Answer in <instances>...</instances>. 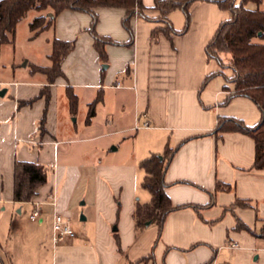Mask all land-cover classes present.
I'll return each mask as SVG.
<instances>
[{"label":"crops","instance_id":"obj_1","mask_svg":"<svg viewBox=\"0 0 264 264\" xmlns=\"http://www.w3.org/2000/svg\"><path fill=\"white\" fill-rule=\"evenodd\" d=\"M142 1L152 18L136 15L132 21L134 43L118 45L128 51L119 64L127 76L124 81L117 78L96 83L102 93L101 109L107 122L115 120L119 109L130 103L133 125L107 128L100 134H79L73 125L76 118L73 119L67 92V87H75L77 82L65 72L66 58L64 75L50 83L49 101L45 95H39L48 83L45 73L33 71L41 75L37 79H18L14 70L11 76H0V88L7 87L6 93L0 95V229L21 228L20 213L31 212L36 203L43 208L32 242L6 249L5 259L12 264H205L214 254L216 259L221 247L232 249L231 264H245L251 259H261L264 264V247L257 248L258 240H264V236L258 235L264 227V168L253 167L255 139L238 130L211 132L220 116H235L255 124L262 116L261 110L245 95L225 101L234 87L229 83L226 88L228 83L221 74L202 87L205 77L220 69L215 59L207 58L205 46L231 13L215 1L195 0L190 5L191 19L184 32L171 36L161 32L154 37L152 30L164 22L158 20L160 10L155 7V0ZM248 5L256 6L254 2ZM101 8L117 9L114 13L118 16L125 13L123 7L102 6L98 11ZM169 18L175 28H184L186 15L182 9L171 11ZM119 32L117 38L126 41V32ZM114 47L107 45L110 52ZM224 71L232 74L230 68ZM118 80L120 86H116ZM32 98L31 102L20 103ZM45 112L42 129L40 122ZM146 120L150 125L140 127L143 132L134 135L132 146L122 148L117 143L107 149L96 143L88 148V142L100 135L124 133ZM190 136L193 137L177 149L165 175L172 202L190 205L168 214L160 237L153 221L142 229L135 225L137 201L151 199V192L145 191L142 184L145 170H140L141 157L130 155L112 164H98V181H92L87 179L88 163L77 162L72 156L73 150H83V156L84 150L122 148L144 150L140 156L147 157ZM18 158L41 162L49 170L47 181L28 201L13 199L14 164ZM90 168L95 170L94 165ZM110 172L118 174L119 179L114 182L119 187V201L106 196L109 181L101 176L108 177ZM219 179L230 182L231 189L216 191ZM237 198H247L252 205L227 209ZM88 203L95 205V213H86L85 218L81 215L84 223L80 233L54 242L55 211L71 214V207ZM7 204L12 208L8 215L1 211ZM238 216L252 231L237 228ZM3 236L0 234V238Z\"/></svg>","mask_w":264,"mask_h":264},{"label":"trees","instance_id":"obj_2","mask_svg":"<svg viewBox=\"0 0 264 264\" xmlns=\"http://www.w3.org/2000/svg\"><path fill=\"white\" fill-rule=\"evenodd\" d=\"M193 1L195 0H155V7L160 10L158 20L163 21L164 25L156 26L152 30V35L155 37L163 32L171 36L172 33L184 32L191 19L190 5ZM212 1L217 2L220 7L228 9L231 15L219 24L214 35L205 46L207 58L215 59L219 63L220 69L209 73L205 77L202 87L212 77L221 74L228 83L226 88H229V83H232L234 87L225 101H229L238 95L248 96L258 105L262 116L255 124H248L242 118L235 116H220L216 127L211 132L238 130L254 137L256 156L253 167L264 168V8H260V4L264 0ZM249 2H254L257 6L250 7ZM102 6L123 7L125 9L122 23L130 32V37L126 41H119L111 35L97 32L98 8ZM31 8L47 10L45 13L36 15L30 22V29L34 35L54 26L56 16L65 8L89 12L92 16L89 29L94 37V45L103 59L108 58L106 45L109 42L127 45L134 43L135 31L132 21L137 14L152 18L145 12V5L142 0H0V50L5 42H14L17 24ZM178 8L182 9L186 15V24L182 29L175 28L169 18L170 12ZM49 12H52L53 15ZM74 46V40L54 36L52 51L49 54L51 64H34V71L43 72L48 77V83L42 87L39 94L45 95L47 101L50 99V83L54 82L59 75H64L63 62ZM224 53H230V58L227 59ZM225 68L232 69V74H227L224 71ZM67 92L70 109L72 112H76L79 102L78 94L72 85L67 87ZM101 97L100 90L94 102L90 103L88 122L96 113L95 102ZM33 99L21 100L20 103L31 102ZM45 121L46 112L40 122L42 129ZM192 137L183 139L176 146L167 144L162 152H152L141 159L140 166L145 170L142 184L151 192V199L136 203L134 219L138 229L144 228L149 221H153L158 226L160 237L168 214L175 209L190 205L189 203L174 204L172 202L167 192L169 183L166 181L165 175L179 146ZM47 178L48 166L45 164L33 160L16 159L13 199L16 201L31 200L37 193L39 186L45 183ZM231 186L230 182L219 179L216 184V191L228 190L231 189ZM210 204H206V206ZM244 205H252V203L247 198H237L227 209L233 210L236 206ZM237 220V228H246L252 231V228L239 216ZM262 230L264 227L259 230L258 235L264 236ZM144 259L145 257L141 260ZM214 259L215 254L212 260L205 264H210ZM0 264H12V262L0 255Z\"/></svg>","mask_w":264,"mask_h":264},{"label":"rangeland","instance_id":"obj_3","mask_svg":"<svg viewBox=\"0 0 264 264\" xmlns=\"http://www.w3.org/2000/svg\"><path fill=\"white\" fill-rule=\"evenodd\" d=\"M260 8H264V1L260 4ZM116 10L117 9L101 8V10L98 11L100 14L96 30L100 34L111 35L116 40L120 39L116 36L120 35L119 31L126 32L129 38L130 32L122 23L123 16H118L114 13ZM41 12L45 13L47 10L42 9ZM39 13V10L36 8L29 9L17 24L14 42H5L2 45L0 50V76H11L14 70L15 76L18 77V79H25V77L27 79H37L41 75L38 72H33L34 64H51L49 54L52 51L53 37L57 36L63 39L74 40L75 46L67 55L64 68L70 79L76 80L77 82V84H75L74 91L78 94L79 102L76 112L72 115L73 119L76 118L73 120V125L77 127L79 134H83L84 132L89 135L92 133L100 134L106 131L107 128H115L122 125L127 127L128 125H133V107L130 103H127L123 109H119V115L118 117L116 116L115 120L110 119V121L107 122L105 116L103 115L106 113L101 109L102 97L95 102V110H99L98 116L94 119L93 116V120L91 119L88 124L86 123L90 103L94 102L99 93V87H96V83L99 84L101 81L105 82L109 80L115 81L117 78L124 81L125 76H127L124 71L120 70L119 64L123 59L122 55L126 54L128 51L122 50L118 47V45H129L109 42L108 44L115 45L116 47H114L115 49L110 52L107 48V44L106 50L108 52V58L103 59L93 43L94 37H92V33L89 29L92 20L91 14L87 11L72 8L63 9L56 16L54 26L43 30L38 35H33V31L30 29V22ZM140 16L146 18L143 15ZM224 56L229 59L231 55L230 53H224ZM25 60H27L26 64H24ZM106 65L108 66L105 67ZM88 81L91 84L88 85ZM143 123L144 122L135 123L134 129L125 131L124 133L100 135L96 140L88 142V144L90 143L88 148L95 147V145H98L96 143H99V145L104 147L106 146L107 149H111L113 146H116L117 143H120L122 148L132 146L130 142L134 139V135L137 134L138 131H140V133L143 132V129L140 128ZM137 127L140 129H137ZM124 138H129V141ZM122 148L121 150H84L86 151V154L83 156L81 155L83 150H73L75 153L72 154V156L77 162L88 163V180L98 181V175H100V172L96 170V166L98 164H112L117 161L127 159L130 155L141 158L145 157L140 156L144 155L142 154L145 153L144 150H122ZM90 165H94L95 170H92ZM140 170L144 172L143 168ZM101 177L103 180L109 181L108 187L106 188L108 195L106 196L119 201L120 199L117 195L119 187H117L118 184L114 182L115 180L118 181V174H112V172H110L108 177ZM89 189L90 188L88 187V191ZM144 190L147 191L148 189ZM147 192L150 191L148 190ZM120 207L117 210V213L120 212ZM95 208V205L90 203L87 205L78 204L75 207L70 208L71 214L69 215L71 216V220L77 234L80 233V229L82 227L81 225L84 223L80 219L81 215H86V213L93 214L95 213ZM1 211L8 215L12 212V208L7 204V208ZM29 213H31L30 210L27 212L23 211L18 215L22 224L21 228L17 229L9 226L10 229H0V234L4 235L3 238H0V255L4 258H7L6 249L14 246L17 247L18 245L20 246L26 241L32 242V233L37 232L39 225L38 219L35 221L31 220ZM1 221L3 223L4 218ZM85 223L87 225L88 221ZM45 226L46 224L44 227ZM262 233H264V230H262ZM261 247H264V240H258L257 248ZM231 255V248L221 247L217 253L216 259H214L211 264H221L225 262L232 263L230 261ZM245 264H263V261L261 259H251L250 262H245Z\"/></svg>","mask_w":264,"mask_h":264},{"label":"built area","instance_id":"obj_4","mask_svg":"<svg viewBox=\"0 0 264 264\" xmlns=\"http://www.w3.org/2000/svg\"><path fill=\"white\" fill-rule=\"evenodd\" d=\"M121 82L118 80L116 82V86H120ZM150 122L146 120L143 123V126H149ZM53 202H55V196H53ZM42 205L40 203H36L30 213V217L32 219H38L40 214L42 213ZM53 240L54 242H60L67 238L73 237L76 235V231L72 225L71 216L65 212L55 211L53 216ZM234 245V244H233Z\"/></svg>","mask_w":264,"mask_h":264},{"label":"water","instance_id":"obj_5","mask_svg":"<svg viewBox=\"0 0 264 264\" xmlns=\"http://www.w3.org/2000/svg\"><path fill=\"white\" fill-rule=\"evenodd\" d=\"M51 15H53L52 12H49ZM27 60H25L24 64H26ZM108 65H106L105 67H107ZM7 91V87H2L0 88V95H4ZM82 217L85 218L86 216L84 214H82Z\"/></svg>","mask_w":264,"mask_h":264}]
</instances>
